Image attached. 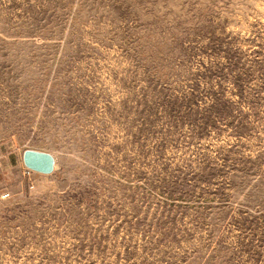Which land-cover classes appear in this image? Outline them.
<instances>
[{
  "label": "rangeland",
  "instance_id": "obj_1",
  "mask_svg": "<svg viewBox=\"0 0 264 264\" xmlns=\"http://www.w3.org/2000/svg\"><path fill=\"white\" fill-rule=\"evenodd\" d=\"M0 264H264V0H0Z\"/></svg>",
  "mask_w": 264,
  "mask_h": 264
},
{
  "label": "water",
  "instance_id": "obj_2",
  "mask_svg": "<svg viewBox=\"0 0 264 264\" xmlns=\"http://www.w3.org/2000/svg\"><path fill=\"white\" fill-rule=\"evenodd\" d=\"M21 163L25 169L41 174L48 175L52 172L54 166V159L50 154L24 150L21 153Z\"/></svg>",
  "mask_w": 264,
  "mask_h": 264
}]
</instances>
